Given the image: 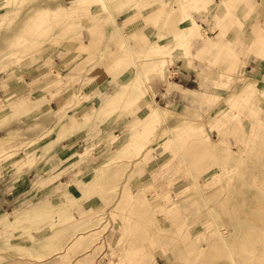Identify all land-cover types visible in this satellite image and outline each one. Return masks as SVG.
<instances>
[{"label": "rangeland", "instance_id": "1", "mask_svg": "<svg viewBox=\"0 0 264 264\" xmlns=\"http://www.w3.org/2000/svg\"><path fill=\"white\" fill-rule=\"evenodd\" d=\"M75 1L0 0V70L77 39L79 21L91 16L83 6L102 0ZM133 1L121 0L115 10ZM171 3L161 2L143 25L168 28L173 42L161 37L150 43L148 31L139 30V49L124 35L109 49L88 51L81 64L116 61L125 83L105 95L96 113L127 110L133 116L129 130L99 137L76 162L86 168L82 193L93 207L78 211L70 203L54 212L43 206L45 229L36 235L31 224L17 221L24 229L18 237L0 233V261L264 264V0H191L178 14L172 9L177 0ZM195 10L210 17L204 39L213 41L214 57L204 61L215 69L214 88L189 94L168 86L166 98L154 102L149 76L164 75L167 59L193 36ZM106 22L114 25L110 16ZM179 22L189 24L186 30ZM83 98L73 92L74 102ZM65 109L56 126L80 129L71 127Z\"/></svg>", "mask_w": 264, "mask_h": 264}, {"label": "crops", "instance_id": "2", "mask_svg": "<svg viewBox=\"0 0 264 264\" xmlns=\"http://www.w3.org/2000/svg\"><path fill=\"white\" fill-rule=\"evenodd\" d=\"M120 1L105 0L111 6L110 14L104 11L103 0L83 6L91 16L79 21L81 30L77 39L42 49L35 61L27 54L16 68L11 65L0 70V106L5 107L4 113L0 110V219L6 224L3 230L0 226V233L18 237L24 232L17 223L20 221L31 224L30 231L36 235L45 229L43 220L47 215L41 210L43 206L53 208L54 212L70 203L74 204L72 209L78 211L84 206L93 207L94 201L84 198L82 193V185L87 181L81 175L86 168L83 163L77 165L76 162L86 149L99 145V137L109 133L117 136L121 131L129 130L133 116L127 110L116 114L110 109L96 113L105 95L125 83V71L118 63L89 68L87 65L84 69L81 64L88 62V51L109 49L110 44L124 35L130 46L139 45V49L144 41L137 33L139 30L148 31L144 34L150 43L161 37L166 43L173 42L168 37V28L160 25L153 29L143 25L145 16L150 18V13L161 9V2L167 4L172 0H134L116 11L115 4ZM189 1L177 0L172 9L178 14L182 4ZM202 12H192L197 27L195 33L181 49H175L177 55L167 59L164 75L149 76L154 102L166 98L161 96L168 86L167 89L172 87L189 94H201L214 88L215 69L204 61L214 57L210 55L212 46L209 43L213 41L204 39L211 33V23L210 17ZM109 16L114 23L110 28L106 22ZM205 19L209 20L208 24ZM178 25L179 30H186L189 24L179 22ZM205 42L208 43L206 47ZM207 47L211 48L209 53L204 51ZM50 77L55 78L54 81L46 80ZM73 92L84 98L74 102ZM64 109L71 127L81 126L80 129L71 131V128L56 126L58 112ZM71 118L77 122L73 123ZM76 200H79L78 205ZM15 226H19L18 229ZM0 264L14 263L0 261Z\"/></svg>", "mask_w": 264, "mask_h": 264}, {"label": "bare ground", "instance_id": "3", "mask_svg": "<svg viewBox=\"0 0 264 264\" xmlns=\"http://www.w3.org/2000/svg\"><path fill=\"white\" fill-rule=\"evenodd\" d=\"M129 47V46H128ZM264 248V247H263ZM264 251V250H263ZM260 262H261V259H260Z\"/></svg>", "mask_w": 264, "mask_h": 264}]
</instances>
